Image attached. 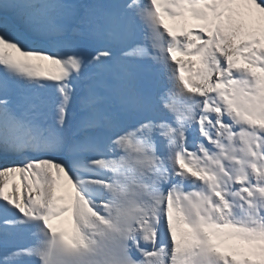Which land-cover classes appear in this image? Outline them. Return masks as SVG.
<instances>
[{
  "label": "snow or ice",
  "instance_id": "obj_1",
  "mask_svg": "<svg viewBox=\"0 0 264 264\" xmlns=\"http://www.w3.org/2000/svg\"><path fill=\"white\" fill-rule=\"evenodd\" d=\"M0 264H264V0H0Z\"/></svg>",
  "mask_w": 264,
  "mask_h": 264
},
{
  "label": "bare ground",
  "instance_id": "obj_2",
  "mask_svg": "<svg viewBox=\"0 0 264 264\" xmlns=\"http://www.w3.org/2000/svg\"><path fill=\"white\" fill-rule=\"evenodd\" d=\"M0 216H2V212H0Z\"/></svg>",
  "mask_w": 264,
  "mask_h": 264
}]
</instances>
